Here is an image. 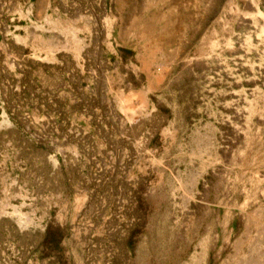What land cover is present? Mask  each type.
<instances>
[{"label":"rangeland","instance_id":"rangeland-1","mask_svg":"<svg viewBox=\"0 0 264 264\" xmlns=\"http://www.w3.org/2000/svg\"><path fill=\"white\" fill-rule=\"evenodd\" d=\"M32 2L0 0V264H264V0Z\"/></svg>","mask_w":264,"mask_h":264},{"label":"crops","instance_id":"crops-1","mask_svg":"<svg viewBox=\"0 0 264 264\" xmlns=\"http://www.w3.org/2000/svg\"><path fill=\"white\" fill-rule=\"evenodd\" d=\"M31 4L35 13L40 14L42 10L49 6V0H33Z\"/></svg>","mask_w":264,"mask_h":264},{"label":"trees","instance_id":"trees-1","mask_svg":"<svg viewBox=\"0 0 264 264\" xmlns=\"http://www.w3.org/2000/svg\"><path fill=\"white\" fill-rule=\"evenodd\" d=\"M58 243V241H56V244Z\"/></svg>","mask_w":264,"mask_h":264}]
</instances>
